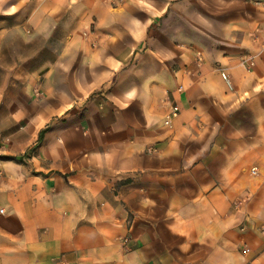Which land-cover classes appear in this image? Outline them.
<instances>
[{
	"label": "crops",
	"instance_id": "1",
	"mask_svg": "<svg viewBox=\"0 0 264 264\" xmlns=\"http://www.w3.org/2000/svg\"><path fill=\"white\" fill-rule=\"evenodd\" d=\"M171 1L0 0V264H264V0L136 59Z\"/></svg>",
	"mask_w": 264,
	"mask_h": 264
},
{
	"label": "rangeland",
	"instance_id": "2",
	"mask_svg": "<svg viewBox=\"0 0 264 264\" xmlns=\"http://www.w3.org/2000/svg\"><path fill=\"white\" fill-rule=\"evenodd\" d=\"M159 1L161 0H156ZM139 2L146 3L147 0ZM156 5L163 6L162 3ZM167 8L166 12L154 18L150 24L149 19L142 17L141 22L147 26L145 36L136 49V59L168 60L182 55L196 61L201 58V50L217 43L218 38L226 39L210 34L212 24L218 22L214 18H218L217 14L220 12L219 5L211 0H172ZM140 16H145L142 11Z\"/></svg>",
	"mask_w": 264,
	"mask_h": 264
},
{
	"label": "built area",
	"instance_id": "3",
	"mask_svg": "<svg viewBox=\"0 0 264 264\" xmlns=\"http://www.w3.org/2000/svg\"><path fill=\"white\" fill-rule=\"evenodd\" d=\"M253 64L254 63H253L252 59L248 60V62L246 64L247 70H251V68L253 67ZM221 75H222V79L225 82L226 86L229 89H231V82H230L229 75L226 74V73H222ZM181 89H182V87L179 86L178 90H181ZM178 115H179V107L177 105H175V104H172L170 106V108H169L168 114L165 117L164 124L169 126L171 124V122L178 117ZM251 173L255 174L256 173V169H252ZM261 231L264 232V227H261ZM123 242L126 244L127 240H124ZM244 252L248 253L249 249L248 248H244Z\"/></svg>",
	"mask_w": 264,
	"mask_h": 264
},
{
	"label": "trees",
	"instance_id": "4",
	"mask_svg": "<svg viewBox=\"0 0 264 264\" xmlns=\"http://www.w3.org/2000/svg\"><path fill=\"white\" fill-rule=\"evenodd\" d=\"M41 136H42V134L40 133L39 138H38V142L41 140Z\"/></svg>",
	"mask_w": 264,
	"mask_h": 264
}]
</instances>
